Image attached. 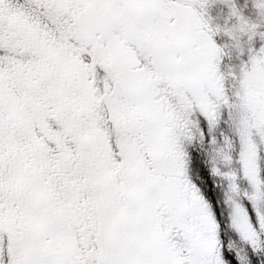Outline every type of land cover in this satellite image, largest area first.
I'll list each match as a JSON object with an SVG mask.
<instances>
[{"label":"snow or ice","instance_id":"obj_1","mask_svg":"<svg viewBox=\"0 0 264 264\" xmlns=\"http://www.w3.org/2000/svg\"><path fill=\"white\" fill-rule=\"evenodd\" d=\"M216 2L0 0V264H264V213L241 193L251 230L229 231L241 239L230 246L213 171L176 136L192 121L193 142L213 147L234 99L249 124L264 122V43L253 47L264 31L237 0L226 5L247 51L239 96L227 80L223 95L213 87L235 42L229 23L209 22ZM253 10L264 16V0ZM251 133L258 169L239 152L225 186L264 192V143Z\"/></svg>","mask_w":264,"mask_h":264},{"label":"rangeland","instance_id":"obj_2","mask_svg":"<svg viewBox=\"0 0 264 264\" xmlns=\"http://www.w3.org/2000/svg\"><path fill=\"white\" fill-rule=\"evenodd\" d=\"M229 0H217L211 9V14L216 16V19L212 20L213 27H220L226 22L229 23V31L234 35L233 40H226L225 46L228 49L229 56H226L225 63L223 65L217 62L215 67V81L213 85L219 92L223 95L224 84L223 81L227 80L229 86L233 89V96L238 97L239 91L235 88V75L239 71V67L242 61L247 60V51L242 53L243 48L241 45L240 37L242 35L240 31V21H229L228 19V7L227 3ZM255 0H242L240 5L241 9H244L246 15L245 22H252L258 24L259 30L264 31V16L258 15L253 10V5ZM219 18V19H218ZM218 19V20H217ZM216 38L219 42L222 41L223 37L217 35ZM260 39L257 37L253 43V47L259 48L261 46ZM242 53V54H241ZM198 104L207 106L209 103L207 98L198 99ZM232 107L235 113V117L232 119L231 123L227 122V119L221 121L219 128L215 125L212 126L210 131H214L216 135H223L224 139L218 143H215L211 148H205L201 150V146L198 143L193 142V137H195L196 132L199 131L195 123L192 121H184V123L179 125V131L176 133L177 139L183 138L186 142V146H191L189 151L195 157L197 153L204 159L205 163L210 170L213 171L212 179L218 188V195L220 200L223 201L224 207L222 211L226 214L224 217L225 234L228 236V243L232 247H241V239L245 234L251 230V225L247 219V213L241 208V193L247 192L250 197L253 198L254 205L258 207V215L260 212H264V192H262L259 186H250L245 184L243 180L240 181L239 185H236L235 179H233L227 186H225V177L231 175L236 176L238 169L234 167H228L234 157L238 156V153L242 151L243 158L248 165L249 171H254L258 169L256 160V149L257 141L253 140L251 129L255 128L256 136L259 138V142L264 143V122H253L249 124L247 117L243 113V109L237 107V101L234 99L232 101ZM192 124L189 128L188 124ZM201 123L206 127V124L201 117ZM239 135L241 137V142L235 140V137ZM231 137L235 142L234 144L229 140ZM198 140L199 137H196ZM232 149L231 156H229V150ZM182 165L185 163L181 162ZM190 165V159H189ZM185 180L188 184L195 189V185L191 184V180L188 176H185ZM201 200L203 198L201 197ZM202 208L205 209V216L208 227V239L212 242L219 240L217 239L216 224L213 219V214L210 206L207 202L202 203ZM229 231L237 232L241 234V239H233L228 235Z\"/></svg>","mask_w":264,"mask_h":264},{"label":"flooded vegetation","instance_id":"obj_3","mask_svg":"<svg viewBox=\"0 0 264 264\" xmlns=\"http://www.w3.org/2000/svg\"><path fill=\"white\" fill-rule=\"evenodd\" d=\"M241 2H242V0H237V3H241ZM210 14H211V13H210ZM212 18H213L214 21H215L216 16H214V15L211 14V17L209 18V22H210L211 25H212V20H213ZM218 19H219V18H218ZM218 19H217V20H218ZM216 39H217V38H216ZM217 41L219 42L218 39H217ZM261 213H264V212H260V214H261Z\"/></svg>","mask_w":264,"mask_h":264},{"label":"water","instance_id":"obj_4","mask_svg":"<svg viewBox=\"0 0 264 264\" xmlns=\"http://www.w3.org/2000/svg\"><path fill=\"white\" fill-rule=\"evenodd\" d=\"M213 244H216V241H215V242H213Z\"/></svg>","mask_w":264,"mask_h":264}]
</instances>
